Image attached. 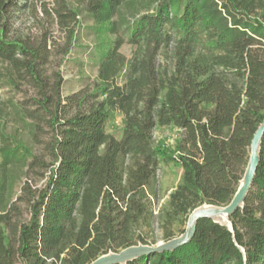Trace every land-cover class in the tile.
Listing matches in <instances>:
<instances>
[{"label":"trees","instance_id":"1","mask_svg":"<svg viewBox=\"0 0 264 264\" xmlns=\"http://www.w3.org/2000/svg\"><path fill=\"white\" fill-rule=\"evenodd\" d=\"M35 1L0 0V264H90L155 244L140 229L152 224L162 164L183 171L161 210L165 241L194 208L229 204L264 120V0L45 4L68 34L65 54L81 47L98 64L94 92L64 97L61 73H47V40L13 34L16 12ZM85 36L93 44L83 46ZM125 43L136 48L131 58L121 53ZM26 82L36 88L29 101L1 98ZM116 112L120 138L107 126ZM158 126L178 131L174 154L156 146ZM47 128L50 165L36 153ZM261 153L245 207L232 217L245 255L208 219L191 243L128 264H264V140ZM36 167L40 186L30 175Z\"/></svg>","mask_w":264,"mask_h":264},{"label":"rangeland","instance_id":"2","mask_svg":"<svg viewBox=\"0 0 264 264\" xmlns=\"http://www.w3.org/2000/svg\"><path fill=\"white\" fill-rule=\"evenodd\" d=\"M45 4L48 8H57L58 0H37L30 2L29 6L16 12L15 25L13 34L22 37L28 42H33L35 45H40L47 40L48 49L50 50L49 62L46 69L49 76L52 78L55 73L60 72L63 78L61 95L67 96L74 93L91 94L96 90L98 80V64L97 60L90 59L85 49L78 47L72 48L70 54H65L69 42L68 34L64 29H60L59 25L53 18L44 14ZM114 37V36H112ZM94 37L85 36L81 44L88 46L93 44ZM136 48L125 43L121 47V53L131 58L135 53ZM83 64V65H82ZM123 78V77H122ZM120 78V82L124 83V79ZM36 93V88L26 82L22 85L21 91L17 93L4 90L1 98L13 97L17 100H30L32 95ZM75 107L70 112H74ZM123 115L116 112L114 117L108 123V131L113 133L117 138H120L123 130ZM52 138L50 128L46 129L41 137V142L36 147V153L44 159L49 165L54 161L49 154V145ZM178 131L172 127H160L155 130L154 140L156 146L161 147L169 154L176 152V144L178 141ZM44 170L36 167L30 174L34 185L40 186L44 182V178L40 173ZM157 192L153 195L154 216L151 226L140 229V231L148 237L149 241H155V244L164 240V224L161 218V210L168 206L170 194L176 189V186L181 182L183 171L182 167L177 162L162 164L158 171ZM25 179V178H24ZM23 179V180H24ZM20 185L16 188L17 196L20 195ZM24 218L28 217L27 207L23 204ZM186 218L182 217L173 227V232L179 235L186 227Z\"/></svg>","mask_w":264,"mask_h":264},{"label":"water","instance_id":"3","mask_svg":"<svg viewBox=\"0 0 264 264\" xmlns=\"http://www.w3.org/2000/svg\"><path fill=\"white\" fill-rule=\"evenodd\" d=\"M250 147V158L246 166L245 173L240 179L239 187L227 205L219 206L215 204H203L192 210L185 227V230L177 235V237L161 241L158 244H143L130 245L120 251H111L99 256L90 264H128L131 261L153 254H162L164 252H172L178 247L191 243L196 236L198 224L201 220H213L215 223L225 226L232 233L234 243L245 255V248L238 244L235 232L234 222L232 217L240 209H243L246 204V198L253 187V181L258 172V166L261 161V148L264 140V120L259 125L252 137Z\"/></svg>","mask_w":264,"mask_h":264}]
</instances>
